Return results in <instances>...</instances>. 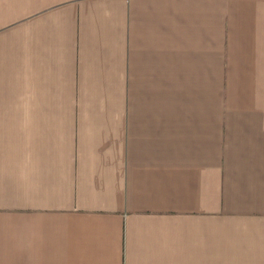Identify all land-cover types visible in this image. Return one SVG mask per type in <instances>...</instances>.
Here are the masks:
<instances>
[{"label":"crops","instance_id":"obj_1","mask_svg":"<svg viewBox=\"0 0 264 264\" xmlns=\"http://www.w3.org/2000/svg\"><path fill=\"white\" fill-rule=\"evenodd\" d=\"M0 264H264V0H0Z\"/></svg>","mask_w":264,"mask_h":264}]
</instances>
